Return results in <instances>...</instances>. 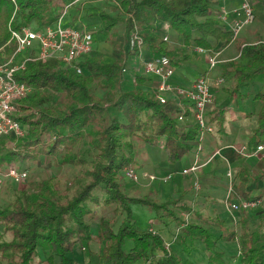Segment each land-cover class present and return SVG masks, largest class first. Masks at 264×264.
I'll list each match as a JSON object with an SVG mask.
<instances>
[{
  "label": "trees",
  "instance_id": "trees-1",
  "mask_svg": "<svg viewBox=\"0 0 264 264\" xmlns=\"http://www.w3.org/2000/svg\"><path fill=\"white\" fill-rule=\"evenodd\" d=\"M67 1L0 0V62L14 50L13 43L7 44L8 23L14 12L15 28L30 24L41 28L58 18ZM107 1L112 2V11L98 12L96 33L105 36L124 24L127 44L119 59L104 62L89 55L83 61L82 74L55 60L27 62L17 75V79L32 86L31 93L15 106V119L24 127L25 136L15 147L13 142L12 149L5 140L0 143V166H15L46 155L57 166H83L87 181L78 184L67 198L58 194L51 179L32 180L27 190L15 189L12 199L0 207V264H77L75 246L79 244L89 252L92 242L100 245V264H192L182 255L193 251L197 243L204 248L206 264H227L224 252L217 248L220 240L238 244V264H264V214L257 216V208L241 211L236 221L238 229L230 230L224 221L203 219L199 213L189 220L177 218L171 210L173 201L156 204L146 198L127 197L121 190L119 179L123 169L131 165L134 138L151 146L162 140L167 161L175 163L193 149L197 137L195 123L178 121L158 102L155 93L139 86L141 77L135 75L131 88L123 87L124 60L145 44L154 57L165 56L176 64L178 52L168 49V42L157 31V21L168 24L185 46L194 43L208 50L209 37L229 42V32L217 21L216 14L209 17L211 1ZM134 34L141 43L130 48ZM238 50V58L229 63L233 91L254 80L264 87V41L238 45ZM93 83L103 90L101 96L90 91ZM54 94L61 95L62 100L54 102ZM255 98L261 107L248 140L250 150L264 141V89ZM223 121L220 110L211 119L219 130ZM246 174L241 169L232 188L244 199L258 201L244 190ZM132 204L149 206L156 217H168L181 226L184 238L179 244L180 254L169 249L159 233L139 227ZM91 205L113 207L122 217L117 228L102 216L98 229L93 231L90 218L95 212ZM257 221L262 224L260 229L254 228Z\"/></svg>",
  "mask_w": 264,
  "mask_h": 264
},
{
  "label": "crops",
  "instance_id": "crops-1",
  "mask_svg": "<svg viewBox=\"0 0 264 264\" xmlns=\"http://www.w3.org/2000/svg\"><path fill=\"white\" fill-rule=\"evenodd\" d=\"M240 2L241 0H218L217 3L212 4L209 17L214 18L221 7L230 10L239 6ZM107 3L112 4L111 1H107ZM251 3L253 9L259 4H262L263 8L259 9L258 12L254 9V21L240 32L241 37H237L238 41L224 43L221 40L209 37L211 48L206 49L205 53L196 52L194 43L187 46L182 45V38L171 30L168 24L161 21L156 22L159 35L163 39L164 37L167 38L165 41L169 38H177L176 42L168 43L170 44L168 46L169 50L178 52L174 57L176 64L170 61L173 75L169 82L174 86L185 87L200 76H205L208 80L214 99L206 109L207 121L213 126V131L202 135L200 151H195V144L193 143V149L175 163L167 161L162 140L157 145L151 146L139 138H134L133 158L130 166L135 169L138 182L134 183L128 179L122 180L123 191L127 196L133 198L143 197L156 204L173 201L174 204L171 206V210L181 220L192 219L194 213H199L203 219L224 221L226 224L231 225L236 222L233 218L234 213L229 209V201L235 197L243 198L234 192L232 185L238 182L239 171L244 168L248 178L244 190L248 193V197L257 198V216L264 214L263 162L257 156L244 158L235 150L242 146L250 149L248 140L256 127V114L261 107V103L255 96L264 87L261 81L254 80L241 86L237 91H233L234 82L229 66V63L235 61L239 56V43H250L243 41L247 35L253 37L258 32L260 37L264 38V0H251ZM86 6L87 4H80L75 6V8L78 7L76 12L69 11L70 18H67V22L85 27L84 22H87V20L84 7ZM111 11V7L106 9V12L111 13ZM95 18L99 22L98 16H95ZM88 22L92 25L97 24L96 22ZM118 26H123V31L115 36V41L117 44H122V49L125 52L127 35L124 24L121 23ZM98 51L97 44L93 41L89 55L96 56ZM113 52L116 53V58L119 59L122 53L121 50L117 48ZM213 55H216L218 62L210 68L208 59ZM152 57L154 56L150 48L145 44L138 48V53L127 55L124 60L126 73L122 82L123 87L128 88L134 85V77L138 75L143 79V82L139 85L141 88L147 90V92H156L159 78L145 74L143 71L144 62L149 61ZM218 80H221L220 83H217ZM165 96H167V102L164 105L172 111L173 116L182 113L185 115L184 122H193L191 105L188 101L177 98L171 92L165 93ZM219 110L223 112L224 117L220 130L215 123L211 122L214 114ZM112 114L120 115V112L112 111ZM214 151H218L217 156L203 165L202 168L193 173H182V170L187 169L194 162L204 163ZM24 169L26 170V168ZM228 171L231 173V178L227 176ZM150 176H153L154 179L151 180ZM166 176L168 178L164 180L163 178ZM229 188L232 190L230 197H228ZM132 205V211L135 213ZM139 207L140 218L141 220L145 219L144 228H150L152 231L159 233L167 247L180 254L179 244L184 238L180 230L181 226L168 217H156L155 212L149 206L139 204ZM240 213L237 214L238 217L241 216ZM217 229L219 228L216 227ZM89 258L87 257L88 260ZM182 258L190 260L192 264H206L204 248L200 243H197L189 254H183ZM137 264L144 263L138 262Z\"/></svg>",
  "mask_w": 264,
  "mask_h": 264
},
{
  "label": "built area",
  "instance_id": "built-area-1",
  "mask_svg": "<svg viewBox=\"0 0 264 264\" xmlns=\"http://www.w3.org/2000/svg\"><path fill=\"white\" fill-rule=\"evenodd\" d=\"M83 1L85 0H68L63 3L58 18L52 24L41 28H32L31 25L15 28V12L13 13L8 23L9 41L7 44L13 43L14 50L8 57H2L3 60L0 62V143L6 139H23L25 136L24 127L15 119V106L16 102L28 96L32 91L31 85L17 79V75L24 71L27 62L55 60L77 74L83 73V61L91 52L93 34L84 26L68 22L63 23V20H67L70 9ZM254 17L251 1L241 0L236 8L227 10L221 7L215 18L229 32L230 41L233 42L247 25L253 23ZM166 39L164 37V40ZM140 43L141 40L134 34L129 46L130 48L134 44H139L140 46ZM194 49L198 53L207 51L198 46ZM217 62L216 55H213L208 59V66L210 68L214 67ZM143 71L145 74L159 78L155 94L161 105L167 102L165 97L167 92H171L177 98L184 99L190 103L191 118L197 127V137L194 142L195 151H200L202 135L213 131V126L207 121L206 109L212 104L214 98L206 77L200 76L185 87L172 85L169 80L173 75V68L170 60L165 56L152 57L149 61H145ZM220 81L218 80L217 83H220ZM184 116L180 113L177 116L178 121L182 122ZM235 150L244 158L257 156L262 160L264 167V141L258 143L252 150L244 146ZM212 153L204 163L194 162L190 167L182 170V173L196 172L217 156L218 151ZM123 176L132 181L138 179L136 171L130 165L123 169ZM227 176L231 178L229 171ZM26 177L27 170L23 168L13 164L0 166V193L6 180L17 183L24 181ZM167 178L168 176L163 179ZM150 179L153 180L154 177L150 176ZM230 194H232L231 188L228 190V197H230ZM257 206L258 201L246 200L240 197L232 198L229 201V209L234 213L235 222L238 220L237 214L241 211L251 212Z\"/></svg>",
  "mask_w": 264,
  "mask_h": 264
},
{
  "label": "rangeland",
  "instance_id": "rangeland-1",
  "mask_svg": "<svg viewBox=\"0 0 264 264\" xmlns=\"http://www.w3.org/2000/svg\"><path fill=\"white\" fill-rule=\"evenodd\" d=\"M210 1H211V4H215L217 3L218 0H210ZM85 3L87 4V6L84 7L85 12H86L85 18L87 22L86 21L85 22L83 21V22L86 25L85 27L92 32L93 41L94 43L97 44V49L99 51L96 56L104 60V62H112L113 60L117 59L116 53H114L113 51L117 48H119L120 50L122 49V47L121 48L119 47V43L117 44V42L115 41V36L118 34H121V32L123 31V26L115 27L112 33H109L105 36L97 34L96 31L98 30L99 22H98V19L95 18V16H97L98 12L104 11V10L106 11V9H109L110 5L109 3H107V0H85L81 3H78L76 6L80 4L86 5ZM261 8H263V5L259 4L254 9H256L258 12V10ZM70 12H76V8L75 7L71 8ZM68 18H70V14L68 15ZM88 21L96 22L97 24L92 25V23H89ZM65 22H67V20H63V23ZM30 25L32 28L36 27V25L34 24H30ZM240 37L241 35L238 36V38ZM238 38H236L234 41L236 40L238 41ZM258 40H264V38H261L260 33L257 32L256 35L253 37L247 35L243 41L254 43V42H257ZM176 41H177V38L173 37V38H169L166 42L171 43V42H176ZM241 44L242 43H239V45ZM90 91L95 96H101L103 92V90H101L100 87H98L96 83L91 84ZM61 100H62L61 95L59 94L53 95L54 102H59ZM20 114L22 115L24 113L20 112ZM5 142L7 143V146L12 149L15 146H17V142H20V140L19 139H14V140L6 139ZM12 143L14 144V147ZM14 164L15 166L19 168L21 167L26 168L27 177L22 182L14 183L10 180H6L4 182V186L0 193V207L6 205V203L12 199V196H13L12 194L15 189L16 190H24V189L27 190L29 186V182L32 180L51 179V181L55 185V188L58 190V194L64 198L69 197L78 184L85 183L87 181V179L85 178L82 172L84 169L83 166H57V164L55 163V160L51 158V156L40 155L35 160L29 159L28 161L26 160L22 164L20 163H14ZM2 166H6V165H2ZM125 179L126 178H124L122 174L119 180L122 182V180H125ZM129 181H132V180H129ZM132 182L136 183L138 182V179ZM121 190L124 193L122 184H121ZM130 198H133V197H130ZM137 199H143V197H140ZM132 206H133V210L135 211V213H133V217L136 218L139 227L144 228L145 219L141 220L140 218V215L138 213V208H140L139 204H133ZM91 207L92 209H94V212H95V214L90 218V224L92 226L93 231L98 229L99 218L102 216H104L106 219H108L112 223V227H114V229L117 228L122 217L117 212L114 211L113 207H103V206H94V205H91ZM263 210H264V206H263ZM263 220H264V217H263ZM261 225L262 224L260 223V221H257L255 222L254 228L260 229ZM225 226L228 227L230 230L238 229V225L236 223H232L231 225L226 224ZM5 238H7V235L5 236ZM235 243L236 242H226V241L220 240L217 244V248L220 251H224V254L226 256L225 260L227 264H238L239 248H238V244L236 243L237 244L236 246ZM87 249L88 248L83 249L82 246H80L79 244L75 246V248L73 249V253H74V258L77 261V264H100V260H99L100 259L99 258L100 245L94 242L93 244L90 245L89 252H87ZM89 253H90V258L88 260L87 257L89 256L88 255Z\"/></svg>",
  "mask_w": 264,
  "mask_h": 264
}]
</instances>
